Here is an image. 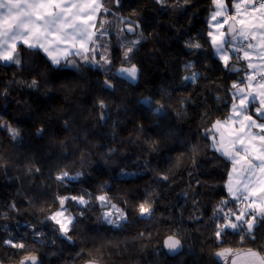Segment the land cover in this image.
I'll return each mask as SVG.
<instances>
[{
	"label": "trees",
	"instance_id": "16d2710c",
	"mask_svg": "<svg viewBox=\"0 0 264 264\" xmlns=\"http://www.w3.org/2000/svg\"><path fill=\"white\" fill-rule=\"evenodd\" d=\"M236 1L225 0L228 13ZM103 6L109 11L95 30L104 22L107 34L88 62L70 55L54 65L23 44L20 63L0 61L1 261L220 264L216 252L226 247L264 254V218L250 233L245 226L216 235L243 204L229 194L231 161L211 144V133L230 115L233 85L245 83L249 68L237 52L227 65L216 55L213 0ZM133 64L137 81L118 73ZM65 197L77 199L61 205ZM141 204L150 213L142 215ZM64 206L73 218L67 232L52 219ZM169 236L183 243L180 253L166 251Z\"/></svg>",
	"mask_w": 264,
	"mask_h": 264
},
{
	"label": "snow or ice",
	"instance_id": "6c2138e0",
	"mask_svg": "<svg viewBox=\"0 0 264 264\" xmlns=\"http://www.w3.org/2000/svg\"><path fill=\"white\" fill-rule=\"evenodd\" d=\"M213 2L217 11L213 14L212 21L219 36L212 32H209V36L217 53L221 54L220 58L227 65L229 57L224 46L226 44L235 45L238 39L247 42L246 50L233 47L228 51H243V58L248 61V68L252 70V73H256L258 66L252 63L253 54L257 60L264 62V0H259L258 8L257 0H244L243 12L240 3L234 4L233 7L237 15L226 17L223 23L218 20V17L225 16L226 5L223 0H213ZM108 11L109 9L105 8L98 0H0V61L20 63L16 59V48L18 43H22L29 48L43 49L48 53L54 65H59L62 59L66 60L72 54L81 56L85 62H88V54L94 55L99 47L97 40L107 34L103 29L104 22H101L99 33L95 30L96 15ZM249 16L252 19H248ZM238 17L240 18L238 19ZM129 23L131 22L129 21ZM237 23L239 27H236ZM225 24L228 25L227 35L221 31ZM127 31L133 32L134 29L129 27ZM227 36H230L231 39H228ZM253 41L256 43L254 44ZM135 43L133 42V45ZM93 45L95 47H92ZM53 52L61 54L53 55ZM130 52H132V48L125 52V58ZM259 68L264 69V63H261ZM239 70L235 69V71ZM118 71L131 80H134L137 75L135 65L130 68H121ZM195 78L196 74H193L187 79L194 80ZM246 79L248 87L251 88L255 82L257 90L255 92L248 91L245 88H240L238 84H234V96L239 97L240 103L239 105L233 104V112L237 116L242 115L247 111L248 105L256 101L258 97L260 106L255 111L260 117H264V70H261L258 75L250 73ZM145 102L150 103L148 100ZM220 123L217 121V125ZM214 127L216 126L214 125ZM253 129H259V131L254 132ZM11 131L15 137L17 133L15 130ZM223 155L231 159L233 173L241 177V180L236 182L237 186L234 190L231 183L232 174H229V194L237 200L248 201V204L246 208L240 209L238 214L231 212L226 214L225 224L218 227L216 235L219 237L225 229L243 231L245 226L250 233L255 226L256 219L264 218V181L259 188L253 182L257 172L261 178H264V123L257 124L252 116H244L240 121L239 129L233 132L229 146L223 147ZM237 166H239L238 172ZM65 176L67 173L58 179L62 180ZM69 179L72 178L69 177ZM65 199L77 198H62L61 205L64 204ZM98 199L102 203L106 201L105 196H100ZM79 202L87 203L82 197ZM139 210L142 215L150 213V207H146L144 204L140 205ZM60 215H62L61 212L56 213V216ZM56 216H53L52 219H56ZM111 216L112 213L104 214V218L109 223H115ZM231 217H234L235 222ZM120 219H124L122 214ZM61 230L67 232V226L61 224ZM6 243L10 244L11 241ZM165 244L169 250H176L180 247V241L173 237H169ZM14 246L24 247L23 244ZM217 255L226 256L227 253L222 251ZM247 255L251 258V264H264V256L260 253L249 250ZM27 261L35 264L34 257L26 258L25 261H21V264H27Z\"/></svg>",
	"mask_w": 264,
	"mask_h": 264
},
{
	"label": "crops",
	"instance_id": "0c3cea01",
	"mask_svg": "<svg viewBox=\"0 0 264 264\" xmlns=\"http://www.w3.org/2000/svg\"><path fill=\"white\" fill-rule=\"evenodd\" d=\"M103 1H104V0H98V2H100V3H102V4H103ZM223 3L226 5L225 0H223ZM236 3H240V4H241V10H242V12H243L244 0H237ZM236 3H235V4H236ZM258 7H259V0H257V8H258ZM226 8H227V6H226ZM216 11H217V8H215L214 11H213V12L211 13V15H210V18H209V28H210V31H209V32H212L214 35L219 36V32H218V31L216 30V28L213 26V25H214V22L212 21V16H213V14H214ZM249 11H251V9H249ZM99 14H100V13H99ZM99 14L96 15V24H97V21H98V18H99ZM236 15H237V13H236V10H235L234 7H233V11H232L231 13H228V8H227V11H226V13H225V16H224V17H218V20H219L221 23H223V20H224L226 17L236 16ZM239 18H240V17H238V19H239ZM248 19H252V17L249 16ZM229 22H230V21H229ZM256 22L259 23V21H256ZM96 24H95V29H96ZM237 26L239 27V24H238V23H237ZM227 29H228V25L225 24V25L223 26V28L221 29V31L225 32L226 35H227ZM227 38L230 39L229 37H227ZM210 39H211V37H210ZM211 40H212V39H211ZM246 43H247V42H243V41H241V40L238 39L237 42L235 43V45H232V44H226L224 47H225L226 53H227V55H228V57H229V60H230V57H231L233 51H228V50L231 49V48H233V47H235V48H237V49L244 48V49L246 50ZM253 43L255 44L256 41H253ZM21 44H22V43H18V44H17V47H18L19 45H21ZM37 48H38V47H37ZM38 49H41V48H38ZM41 50L44 52L43 49H41ZM214 50H215L216 55L219 56V57H221V54H220V53H217V51H216L215 48H214ZM235 52H237L238 55H239L241 58H243V51H235ZM44 53H45V54L47 55V57L51 60V58H50V56L48 55V53H46V52H44ZM73 53H74V50H73ZM59 54H61V53L53 52V55H59ZM72 55H75V54H72ZM69 56H70V55H69ZM243 59H244V58H243ZM229 60H228V61H229ZM244 60H245V59H244ZM63 61H64V59L61 60V62H63ZM245 61H246L247 65H248V61H247V60H245ZM252 63H253V64H256V65L258 66V67H257V72H256V73H252V70L249 69L247 75H249L250 73H251V74H254V75H258V73H259L261 70H264V69H260V68H259V65H260L261 63H264V62L257 60V59L255 58V54H253ZM240 88H245L246 90H248V91H253V92H255V91L257 90V86H256L255 82H253V85H252L251 88L248 87V81H247V79H246L245 83H243L242 85H240ZM234 103L237 104V105H239V103H240V99H239V97L236 96V98H235V100H234ZM234 103H233V104H234ZM233 104H232V108H231V112H230V114H231V115H234V116L236 117V119L238 118L239 121L243 120L244 116H249V113L251 112V113H252V116H254L253 119L256 120L258 124H260V123H264V117H260V116L256 113V111H255V109H256L257 107L260 106V105H259V98H258V97H257L256 101H253V102H251V103L248 105V109H247V111L244 112V113H243L242 115H240V116H237V115L233 112ZM237 111H239V109H237Z\"/></svg>",
	"mask_w": 264,
	"mask_h": 264
},
{
	"label": "rangeland",
	"instance_id": "374dc122",
	"mask_svg": "<svg viewBox=\"0 0 264 264\" xmlns=\"http://www.w3.org/2000/svg\"><path fill=\"white\" fill-rule=\"evenodd\" d=\"M133 65H135V64H133ZM133 65H123V66H120L119 69L130 68ZM135 67L137 69V75H136V78L132 81H137L139 78V70H138L137 65H135ZM118 73L121 74L119 71H118ZM121 75H124V74H121ZM124 76H126V75H124ZM249 116H252L251 112L249 113ZM230 117H231V119H230ZM252 118H254V116H252ZM220 122L221 123L219 125H217V122L214 123V125L216 127H214V125H213L214 133H211V144L215 148L220 149L219 151H221L223 153V147L229 146V141L231 139L233 132L235 130L239 129L240 121L238 118L236 119V117L234 115L230 114L226 119L220 120ZM253 131L258 132L259 129H253ZM230 161H231V159H230ZM238 171H239V166H237V172ZM230 173L232 174V178H231L232 187L235 190V188L237 186L236 182L241 180V177L239 175H237L236 173H233L232 161H231ZM262 181H264V178H261L259 176V173L257 172V176L253 178V182L256 184L257 188H259L261 186ZM229 183H230V179L228 177L227 184H226L227 189L229 187ZM246 207H247V205H242V209L246 208ZM58 212H61L62 215L56 216V214H55L54 216H56V220L60 221V224H65L67 226V229H68L71 222H72V219H73L72 215L67 212V209L65 206L62 207ZM69 220L71 221L70 223H69Z\"/></svg>",
	"mask_w": 264,
	"mask_h": 264
},
{
	"label": "water",
	"instance_id": "95a60500",
	"mask_svg": "<svg viewBox=\"0 0 264 264\" xmlns=\"http://www.w3.org/2000/svg\"><path fill=\"white\" fill-rule=\"evenodd\" d=\"M229 23H231V21ZM236 27H238V26L236 25ZM227 31H228V29H227ZM227 37L231 38L230 36H227ZM169 237H173L175 239H178L180 241V247L176 250H169L167 248L165 242H164V246H165L166 251L171 255H176V254L180 253L183 250V243L181 242V240L176 236H169ZM169 237H167L165 239V241ZM249 250L258 252V253H260V255L264 256V254L261 253L260 250L250 248V247H247V248L226 247V248H223V249H220L219 251H217L215 257L220 264H234V262H235V264H251V258L247 255ZM222 251L226 252L227 255L226 256H218L217 254L222 252ZM233 253H235V255H233ZM28 257H34L35 258V264H42V261L38 256L23 257L16 264H21V261H25L26 258H28ZM0 264H6V263H3L0 259ZM27 264H31V261H27ZM83 264H101V263L96 261V260H88V261L84 262Z\"/></svg>",
	"mask_w": 264,
	"mask_h": 264
},
{
	"label": "built area",
	"instance_id": "2783aa9c",
	"mask_svg": "<svg viewBox=\"0 0 264 264\" xmlns=\"http://www.w3.org/2000/svg\"><path fill=\"white\" fill-rule=\"evenodd\" d=\"M243 205H247L248 204V201H243V200H241L240 201Z\"/></svg>",
	"mask_w": 264,
	"mask_h": 264
}]
</instances>
